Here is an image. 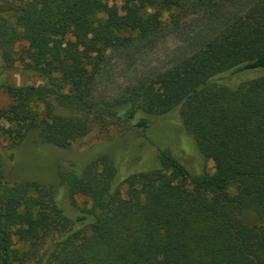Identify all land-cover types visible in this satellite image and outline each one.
<instances>
[{
	"label": "trees",
	"instance_id": "trees-1",
	"mask_svg": "<svg viewBox=\"0 0 264 264\" xmlns=\"http://www.w3.org/2000/svg\"><path fill=\"white\" fill-rule=\"evenodd\" d=\"M7 1L17 6L0 12V53L42 81L0 84L13 98L0 109L9 148L32 133L65 147L110 121L147 129L153 117L179 110L215 172L193 175L159 150V166L121 179L103 155L58 174L82 213L73 219L54 187L7 182L0 158V264L29 259L14 238L36 246L50 234L58 238L38 264H264V0H237L194 53L107 97L96 83L113 53L173 33L201 11L222 12L226 3L124 0L120 15L111 0ZM247 212L256 223L244 219Z\"/></svg>",
	"mask_w": 264,
	"mask_h": 264
},
{
	"label": "rangeland",
	"instance_id": "rangeland-1",
	"mask_svg": "<svg viewBox=\"0 0 264 264\" xmlns=\"http://www.w3.org/2000/svg\"><path fill=\"white\" fill-rule=\"evenodd\" d=\"M222 1L226 3L222 12L217 10L213 15L201 11L188 17L180 29L173 33L141 41L136 47L123 53H113L106 65L105 74L96 83L97 94L103 97L116 95L138 78L164 71L194 53L230 18L229 12L234 9L237 0ZM16 2L18 3L17 0ZM110 4L118 14H126L124 0H111ZM16 6L17 4L7 0H0V12L14 11ZM162 15L168 21V14L162 12ZM22 46L26 47L27 43ZM7 60L0 53V66H3L0 69V84L22 86L42 82L37 76L24 70L19 62L10 67ZM261 71L256 70L239 77H256L255 74ZM12 101L11 94L0 86V109L9 106ZM159 150H166L179 158L193 175L205 170L215 172L213 160L203 156L194 137L186 131L179 110L153 117L151 126L147 129L110 121L96 126L88 135L65 147L44 142L36 133H32L11 149L8 140L0 137V158L5 180L9 183L37 181L54 187L62 207L73 219H77L82 213L71 204L67 187L59 184L60 171L70 168L82 171L99 157L108 155L118 165L121 179H124L131 173L159 166ZM76 198L80 206L91 207V201L86 196L77 195ZM243 217L249 223L257 222V217L252 212L243 214ZM91 219L92 216L87 221ZM78 227L79 224L74 229ZM57 238L58 234H50L43 243L36 246L14 238V247L20 253L30 256L21 264H38L39 258Z\"/></svg>",
	"mask_w": 264,
	"mask_h": 264
}]
</instances>
